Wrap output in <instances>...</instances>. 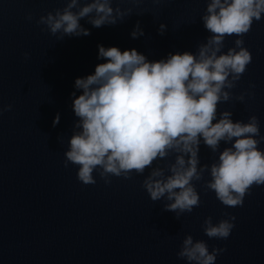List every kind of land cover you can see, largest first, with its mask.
Wrapping results in <instances>:
<instances>
[{"label": "water", "instance_id": "obj_1", "mask_svg": "<svg viewBox=\"0 0 264 264\" xmlns=\"http://www.w3.org/2000/svg\"><path fill=\"white\" fill-rule=\"evenodd\" d=\"M207 3L113 0V8L131 9L122 22L96 28L85 18L80 23L90 35L58 40L36 21L63 9L67 0H0V108L12 105L0 114V264H188L177 257L187 235L206 241L210 251L227 249L215 264H264V185H254L242 206L226 207L203 187L210 179L206 172L204 180L193 182L200 206L177 220L175 213L163 210L165 201L153 202L142 187L151 169L130 179L111 176L110 184L94 172L96 183L84 185L77 179L78 166H64L78 120L71 93L82 94L74 82L105 62L97 58L98 45L134 48L149 61L195 53L210 35L201 19ZM137 21L144 35L133 39ZM162 23L163 35L158 31ZM236 39L226 37L222 51L235 47ZM243 40L252 61L228 90L232 98L218 105V115L232 111L234 122L255 115L264 136V16ZM241 94L243 101L237 99ZM57 113L60 121L53 127ZM226 146L222 142L221 150ZM259 147L264 150V141ZM218 154L200 145L202 165H210ZM174 159L170 155L153 167ZM225 213L236 217L231 235L209 239L205 218L211 216L215 224L228 218Z\"/></svg>", "mask_w": 264, "mask_h": 264}, {"label": "clouds", "instance_id": "obj_2", "mask_svg": "<svg viewBox=\"0 0 264 264\" xmlns=\"http://www.w3.org/2000/svg\"><path fill=\"white\" fill-rule=\"evenodd\" d=\"M112 2L67 0L63 9L41 15L36 23L45 25L58 40L87 36L90 30L81 25L82 19L100 28L116 25L131 14V9L113 8ZM262 16L264 0H208L201 16L210 33L206 42L195 53H169L157 61H149L134 48L121 51L98 45L97 58L105 62L74 82L82 94L71 93L78 120L64 152V166H78L77 179L84 185L96 183L94 172L110 184L111 176L130 179L133 173L143 175L151 169L142 187L153 202L165 201L163 210L175 213L177 220L200 206L193 182L204 180L206 172L210 179L204 181L205 190L214 191L226 207L242 206L254 185H264V150L259 147L264 136L257 116L234 122L232 111L218 115V105L232 98L228 90L252 61L243 36ZM26 18L31 21L33 16ZM165 30L166 25L160 24L159 33ZM130 35L133 39L144 35L139 21ZM233 35L235 47L223 52L226 37ZM237 99L243 101L244 95ZM11 109V104L0 108V114ZM59 121L57 113L53 127ZM222 142L228 145L223 150ZM202 143L219 153L210 165L200 162ZM173 154L174 162L153 167L155 161H166ZM225 215L227 219L215 224L211 216L205 218L203 231L209 239L226 240L231 235L236 217ZM226 250L213 247L210 251L206 241L187 235L177 257L188 264H215Z\"/></svg>", "mask_w": 264, "mask_h": 264}]
</instances>
